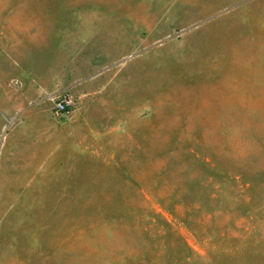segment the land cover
Returning a JSON list of instances; mask_svg holds the SVG:
<instances>
[{
    "label": "rangeland",
    "instance_id": "1",
    "mask_svg": "<svg viewBox=\"0 0 264 264\" xmlns=\"http://www.w3.org/2000/svg\"><path fill=\"white\" fill-rule=\"evenodd\" d=\"M0 264H264V0H0Z\"/></svg>",
    "mask_w": 264,
    "mask_h": 264
},
{
    "label": "built area",
    "instance_id": "2",
    "mask_svg": "<svg viewBox=\"0 0 264 264\" xmlns=\"http://www.w3.org/2000/svg\"><path fill=\"white\" fill-rule=\"evenodd\" d=\"M73 104L74 101L72 97H65L56 104V111L60 114H66L70 112L71 108L73 107Z\"/></svg>",
    "mask_w": 264,
    "mask_h": 264
}]
</instances>
